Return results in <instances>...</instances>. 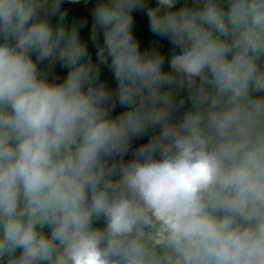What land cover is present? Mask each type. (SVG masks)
Returning a JSON list of instances; mask_svg holds the SVG:
<instances>
[{"label":"clouds","instance_id":"obj_1","mask_svg":"<svg viewBox=\"0 0 264 264\" xmlns=\"http://www.w3.org/2000/svg\"><path fill=\"white\" fill-rule=\"evenodd\" d=\"M64 3L0 0V264H264V0H97L95 62Z\"/></svg>","mask_w":264,"mask_h":264},{"label":"trees","instance_id":"obj_2","mask_svg":"<svg viewBox=\"0 0 264 264\" xmlns=\"http://www.w3.org/2000/svg\"><path fill=\"white\" fill-rule=\"evenodd\" d=\"M97 0H80L79 3L73 4L69 2V0H65V3L63 4V9L68 12V16L66 19V23L71 25L73 22H79L86 20L87 24L84 25V27L81 28L80 35L81 39L85 41L89 46V51L92 55L93 61L96 60V52L97 48L93 45L91 41V30H92V12L95 7ZM185 0H180V3L177 4V8L183 6ZM147 6L149 8H154L157 6V0H147ZM134 19H135V25H134V33L136 35V38L140 41L141 44V50L142 51H152L158 49L163 54H169L172 51V46L170 42L163 38L158 37L154 33L151 32L150 29V22L149 18L147 16V9L143 10H134L133 12ZM59 17H56L53 19V24L58 23ZM100 43H102V38L100 40ZM178 51V50H177ZM42 68H46V63L41 65ZM165 70H169L170 66L168 64H165ZM69 69L61 67L59 64H57L54 69L49 74V79H60L66 77L67 72ZM101 82H106L108 87L111 89H115L117 87V82L114 79L113 73L110 71V69L105 65L101 67ZM181 95H186V93H181ZM187 107V105H186ZM125 107L117 104L116 108L112 112L113 117L119 115L121 112L125 111ZM185 109H180L177 114L176 118H179L180 115H182L183 111ZM158 131V130H157ZM151 133L148 136L133 139L131 143V148L129 151V154L125 157V159H131V153L134 151L137 147L141 146L142 144H145L150 139Z\"/></svg>","mask_w":264,"mask_h":264}]
</instances>
